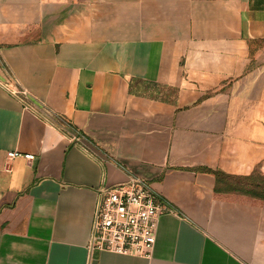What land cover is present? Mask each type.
<instances>
[{
  "label": "crops",
  "instance_id": "0c3cea01",
  "mask_svg": "<svg viewBox=\"0 0 264 264\" xmlns=\"http://www.w3.org/2000/svg\"><path fill=\"white\" fill-rule=\"evenodd\" d=\"M82 8L0 0V264H264V0ZM129 177L173 210L152 255L92 252Z\"/></svg>",
  "mask_w": 264,
  "mask_h": 264
},
{
  "label": "built area",
  "instance_id": "2783aa9c",
  "mask_svg": "<svg viewBox=\"0 0 264 264\" xmlns=\"http://www.w3.org/2000/svg\"><path fill=\"white\" fill-rule=\"evenodd\" d=\"M14 94L29 105L27 90L17 89ZM38 105L48 119L59 118L46 106ZM7 155L10 160L35 159L33 154L19 151H11ZM172 211L143 178L129 177L126 182L113 187H101L89 247L92 252L148 258L156 243L158 217Z\"/></svg>",
  "mask_w": 264,
  "mask_h": 264
},
{
  "label": "trees",
  "instance_id": "16d2710c",
  "mask_svg": "<svg viewBox=\"0 0 264 264\" xmlns=\"http://www.w3.org/2000/svg\"><path fill=\"white\" fill-rule=\"evenodd\" d=\"M131 84H132V91L134 90L133 89V84H141L142 86L146 85V88L148 86V88L153 89L154 92H155V95L153 94V96L159 97L161 95V92H162V91H160V87L159 86L151 85L152 83L145 82V81H143L141 79H134V80H132ZM134 91H138V90H134Z\"/></svg>",
  "mask_w": 264,
  "mask_h": 264
},
{
  "label": "rangeland",
  "instance_id": "374dc122",
  "mask_svg": "<svg viewBox=\"0 0 264 264\" xmlns=\"http://www.w3.org/2000/svg\"><path fill=\"white\" fill-rule=\"evenodd\" d=\"M89 1H92V0H75L76 12L83 13L82 7H84V4L88 3ZM85 6H88V5H85ZM80 8L82 9L80 10ZM262 48H264V45L262 46ZM174 93H175V89H170V91L168 92L170 96H173Z\"/></svg>",
  "mask_w": 264,
  "mask_h": 264
}]
</instances>
